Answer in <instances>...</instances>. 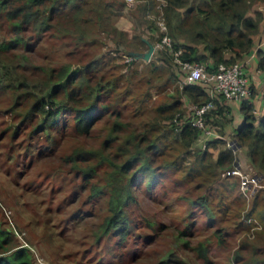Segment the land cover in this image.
<instances>
[{
    "label": "rangeland",
    "instance_id": "1",
    "mask_svg": "<svg viewBox=\"0 0 264 264\" xmlns=\"http://www.w3.org/2000/svg\"><path fill=\"white\" fill-rule=\"evenodd\" d=\"M82 1L84 0H76V3L83 4ZM108 1L113 2V7L105 9L104 15L109 16L110 25L127 31L129 36L137 33L143 38H154V42L158 39L161 31L157 21L164 20L166 24L164 11L158 7L164 6L165 0H156L155 10L148 13L157 29L147 28L143 31L136 27L131 13L133 4H128L126 0L125 4H121V0ZM84 9L85 16L86 13H91L89 8ZM255 10L261 11L262 19L258 34L254 36L253 57H257L258 48L264 51V3H254L249 13L255 16ZM61 13V26L55 24L41 33L38 40L35 37L26 39L18 49L8 50L7 56H2L14 61L16 53L23 54L14 62L30 82L45 78V71L57 68L63 62H68L72 68H86L91 78L90 84H97L99 89V95L94 101L95 117L88 131L79 132L75 126L74 113L62 109L54 119H47L45 127H42L45 116L33 111L30 113L32 116L19 113L20 110L25 111V108L30 109L33 95L21 91V97L17 94L19 91L16 86L4 79L0 81V227L12 232L9 233L14 238L11 246L19 244L27 247L33 256L32 264H209L197 256L191 247L199 241H204L208 246V253L214 264H237L234 260L236 253L248 257L251 245L263 246L261 224L248 228L244 213L250 208L256 189L260 185L264 186V178L258 175L257 183L252 181L251 178L258 171L244 156V149L236 151L241 163L239 174L232 173V169L215 172L202 187L199 186V178L176 169L172 163L175 158L186 155L183 163L186 167L202 151L207 154V164H211L221 144L207 146V141L216 136L206 134L200 135L191 145L189 154L173 149L168 151L171 155L157 158L153 154L151 166L155 167L156 178L151 182L148 175L144 174L132 182V196L135 199H130L125 205L128 216L126 231L123 234L114 229L107 233L102 231V223L109 214L108 191L104 187L101 193H93L91 184L104 183L105 165L96 166V161L91 162L96 166V174L87 181L81 168L78 169L79 163H75L78 158L75 162L71 161L70 154L78 148L100 147L106 127L116 119L126 123L128 131L124 134L130 132L129 128L138 133L145 132V123L152 125L154 122V111L151 110L168 101L170 95L179 94L178 89L181 90V85L185 83L184 74L178 67L168 68L160 79L153 74V84L163 81L168 73H174L176 79L161 86L159 90L151 87L153 99L146 102L144 108L138 102H128L129 99L122 97L123 91L120 93L118 89L113 90L107 82L120 73L123 78L133 71L139 72L141 76L142 70H148L146 66L149 62L159 63V50L162 48L155 47L148 60L141 58L131 68L128 59L133 50L118 48L104 33V29L93 23L84 25L83 28L85 31L92 29L91 34L80 40L77 35L70 37L66 34L70 30L66 32L65 28H74L72 10L66 6ZM147 49L148 45L139 53L143 54ZM133 59L136 57L133 56L131 60ZM246 64L247 62L244 67ZM147 76L149 77L146 75L144 79L141 77V82ZM261 79L258 87L250 86L248 96L255 97L257 117L264 112L263 75ZM132 82L134 86L135 82ZM142 87L143 90L146 89ZM134 97L143 98L142 95ZM181 100L182 112L185 106V115L189 114V101L184 95ZM15 103L21 107L10 112ZM231 113L232 122L227 125L225 133L219 131L220 126L213 129L223 139L225 146L236 148L237 139L233 135V127L243 115L236 108L235 114ZM179 114L181 112H176L172 120L161 119L160 122L169 127L170 121L178 125L179 119L176 117ZM14 123H19L17 135H11L10 126ZM4 130L8 132L4 134ZM114 148V145H110L107 151L114 154ZM245 177L248 180L246 184L243 183ZM222 190L227 194V200L239 208L237 215L227 214L222 217L220 213L213 211L214 205L211 204L216 203L215 197ZM205 194L209 196L211 203L206 208L205 200L203 202L200 198ZM213 214L215 216L210 220V215ZM186 229L187 234L180 233ZM218 229L220 232H216ZM220 233L221 241L218 236ZM186 240L189 241L188 245L185 244ZM169 252L172 255L168 256Z\"/></svg>",
    "mask_w": 264,
    "mask_h": 264
},
{
    "label": "trees",
    "instance_id": "2",
    "mask_svg": "<svg viewBox=\"0 0 264 264\" xmlns=\"http://www.w3.org/2000/svg\"><path fill=\"white\" fill-rule=\"evenodd\" d=\"M125 4V0H121ZM166 4L158 7L164 11L167 28L165 32L172 39L173 49H181L180 58L189 62H202L212 68L220 62L232 63L241 61L245 55L252 52L254 47V36L258 34L259 24L262 19L260 10H255V16L249 13L250 7L256 2L264 0H165ZM83 4H77L76 0H0V81L7 80L11 85L16 86L18 93L33 95L32 106L20 110L21 115L32 116L33 111L37 115L45 116L42 120V127H45L47 119L55 118L62 109H68L74 113L75 126L77 131L86 132L93 124L96 105L94 103L99 95L98 85L90 84L91 78L88 70L82 67H74L68 62H63L59 66L45 71V78L38 82H30L28 76L21 72L19 66L14 62L20 59L23 54L16 53L13 60L5 59L2 54L8 53V50L18 49L27 39L35 37L40 38V34L52 28L55 24L61 26L62 9L72 10L74 28H65L69 31L70 37L82 39L91 34L85 31L84 25L95 24L103 28L114 44L124 50H133L140 52L147 48V40L154 42V38H143L141 34H128L115 25H110L108 17L105 16V9H111L113 2L108 0H84ZM124 2V3H123ZM156 0H136L133 3L131 11L136 27L147 30L155 28L153 19L148 17L149 11L155 10ZM84 7L89 8L91 13L84 14ZM118 9V8H117ZM115 11V9H114ZM118 11V10H117ZM112 13V12H110ZM85 16V17H84ZM105 16V17H103ZM65 34V35H66ZM162 34V31L159 33ZM159 35V37H160ZM158 37V39H159ZM38 38V39H37ZM183 38V39H182ZM161 54L158 61L149 62L146 68L148 70L141 73V76L135 71L126 72L129 75L123 78V75L117 74L107 85H111L113 90L123 91L122 97H126L128 102H138L140 107L144 108L146 102L153 99L151 87L160 89L167 83H172L176 79L174 73H168L163 81L155 84L151 82V77L156 74L160 79L161 75L168 68L177 67L172 61L171 53L168 48L159 50ZM257 68L264 70V51L261 48L256 50ZM25 56V55H24ZM27 59V57L25 56ZM141 58L130 60L131 68H134ZM9 63V64H8ZM126 65V64H125ZM166 65V66H164ZM115 67V66H114ZM129 68V67H127ZM147 76L144 82H141ZM140 79H136V78ZM135 79V80H134ZM123 80V82H121ZM135 82L134 86L131 84ZM100 83V82H99ZM3 84V83H2ZM8 85V84H6ZM250 85V83H249ZM144 86L146 89L143 90ZM181 90L178 89V95H170L168 101L162 102L153 108L154 122L152 125L145 123L146 131L138 133L135 129L128 131L126 123L122 120L109 122L106 127V133L98 148H78L73 154H70L71 161H76L78 169L83 171L84 178L89 181L94 178L95 167L99 164L105 165L104 183H92L93 193L99 194L103 188H107L108 198L107 207L109 214L102 223V231L109 232L111 229L117 233H124L127 229L128 216L125 211V205L132 196V182L139 176L148 175L151 182L156 178L155 167L151 166L153 154L156 157L171 155L170 150L190 152L191 145L201 135V130L192 126L185 115V106L182 112L181 96H186L189 105H201L210 100L206 90L197 82L183 83ZM134 88H138L135 90ZM30 94V100H31ZM142 95L143 98L137 99L134 96ZM17 96V95H16ZM15 96V97H16ZM249 96V95H248ZM229 101L220 97L214 102V107L206 112V121L209 125L220 126L221 133H225L227 125L232 122L231 107ZM10 112L17 111L21 106L17 103ZM256 106L252 98L240 100V111L243 119L239 124L233 127V135L237 139L236 148L225 146L223 139L219 137L211 138L207 141V146H218L221 144L216 156L211 164H207V154L198 152L191 162L185 167L187 156L182 155L174 159L175 168L185 171L187 174H193L199 178V186L205 185L208 178L215 172L231 170L241 165L237 156V149H244V156L257 169L256 176L264 178V112L257 117L255 113ZM176 112H181L176 118L177 124L166 126L161 124V119H173ZM112 114V112H111ZM20 121V118H19ZM124 127L126 130H123ZM19 123L10 126L11 135L18 134ZM8 130H4L6 134ZM223 135V134H222ZM110 145L115 146L114 154L109 149ZM223 145V146H222ZM189 151V152H188ZM96 161V166L91 162ZM240 167V166H239ZM103 170V169H102ZM232 177V175H231ZM203 183V184H202ZM103 184V185H102ZM264 186L256 189L253 194V200L250 208L244 213V220H248V228L261 224L260 232L264 233ZM208 192H211L209 190ZM204 207L210 203L208 195H201ZM217 201L213 206V211L220 213L224 217L227 214L237 215L239 208L230 200H227V194L222 190ZM212 214V213H209ZM212 220L215 214L210 215ZM233 217V216H232ZM256 220V221H255ZM220 232V229L216 230ZM10 231L0 227V264H32V253L22 245H12L14 239L10 236ZM181 234H187L188 229L181 231ZM220 241L221 233L218 234ZM264 240V236L261 237ZM186 245L189 241L186 240ZM245 244V242L243 243ZM248 245V244H247ZM11 246V247H7ZM249 246V245H248ZM197 256L204 262L214 264L208 253V246L204 241H199L195 246H191ZM244 249V246L240 247ZM248 250V248H247ZM249 256L236 253L234 260L237 264H264V242L263 246L255 247L251 245ZM172 252H169V255ZM166 261L168 259H165ZM163 260V261H165ZM165 264L166 262H162Z\"/></svg>",
    "mask_w": 264,
    "mask_h": 264
},
{
    "label": "built area",
    "instance_id": "3",
    "mask_svg": "<svg viewBox=\"0 0 264 264\" xmlns=\"http://www.w3.org/2000/svg\"><path fill=\"white\" fill-rule=\"evenodd\" d=\"M128 4H133L136 0H126ZM161 21V22H160ZM162 35L157 39L153 45L154 48H168L172 61L177 65L180 71L184 74V81L186 83H199L207 92L210 100L201 105H190L188 112L186 114L187 120L190 124L201 130V135H215L219 137L220 135L213 129L212 126L207 124L206 112L214 107V102L216 99L223 97L224 99L231 100H242L247 98L250 94L249 77L246 73L245 62L235 61L232 63L220 62L212 68H208L207 64L202 62H189L182 60L180 54L181 49L174 50L173 44L170 36L165 32L167 26L164 20L157 21ZM133 58L132 55L129 56L128 60ZM214 130V132H213ZM240 167L236 166L232 169V173H240ZM253 182L257 183L258 176H253L251 178ZM247 178L245 177L243 183L246 184ZM261 186V185H260Z\"/></svg>",
    "mask_w": 264,
    "mask_h": 264
},
{
    "label": "crops",
    "instance_id": "4",
    "mask_svg": "<svg viewBox=\"0 0 264 264\" xmlns=\"http://www.w3.org/2000/svg\"><path fill=\"white\" fill-rule=\"evenodd\" d=\"M254 42H255V40H254ZM253 49H254V47H253ZM252 53H253V51L251 53L245 55V58L243 60L247 62L245 69H246V73L249 77L250 86L256 85V87H258L260 81L262 80L261 79L262 75L264 76V70L262 71V70H259L257 68V57L256 56L253 57ZM249 55L251 56L250 58H249ZM252 101L255 104V97L252 98ZM228 105L231 107V112H233V114H235L234 113L235 108L240 110V100H231V101H229ZM255 106H256V104H255ZM242 119L243 118L238 119L237 124H239L242 121Z\"/></svg>",
    "mask_w": 264,
    "mask_h": 264
},
{
    "label": "water",
    "instance_id": "5",
    "mask_svg": "<svg viewBox=\"0 0 264 264\" xmlns=\"http://www.w3.org/2000/svg\"><path fill=\"white\" fill-rule=\"evenodd\" d=\"M146 42L148 45V49L143 54L136 53V52H130L129 55H133L136 58H143L144 60H148L154 51V45L152 42L148 40Z\"/></svg>",
    "mask_w": 264,
    "mask_h": 264
}]
</instances>
